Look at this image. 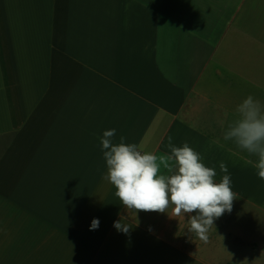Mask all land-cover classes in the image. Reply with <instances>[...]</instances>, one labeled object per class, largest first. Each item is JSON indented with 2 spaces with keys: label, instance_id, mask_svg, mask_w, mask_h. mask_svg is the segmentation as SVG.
I'll return each instance as SVG.
<instances>
[{
  "label": "crops",
  "instance_id": "1",
  "mask_svg": "<svg viewBox=\"0 0 264 264\" xmlns=\"http://www.w3.org/2000/svg\"><path fill=\"white\" fill-rule=\"evenodd\" d=\"M248 95L264 103V0H0V264H264V181L222 138ZM108 129L187 142L217 180L225 163L237 199L207 242L120 205Z\"/></svg>",
  "mask_w": 264,
  "mask_h": 264
},
{
  "label": "clouds",
  "instance_id": "2",
  "mask_svg": "<svg viewBox=\"0 0 264 264\" xmlns=\"http://www.w3.org/2000/svg\"><path fill=\"white\" fill-rule=\"evenodd\" d=\"M115 134V129L105 130L100 145L106 162L103 178L115 187L120 205L135 214L157 212L170 218L187 215L188 233L207 242L214 221L231 212L237 199L225 163L219 165L223 175L217 180L215 168L205 166L201 154L187 142L177 147L169 136L166 147L170 152L156 154L142 151L136 143H125L124 136L114 143ZM222 138L254 157L247 162L264 181V103L252 95L244 98L224 124ZM113 226L125 234L130 231V226L121 220L114 221ZM89 227L97 229L99 220L93 218Z\"/></svg>",
  "mask_w": 264,
  "mask_h": 264
}]
</instances>
